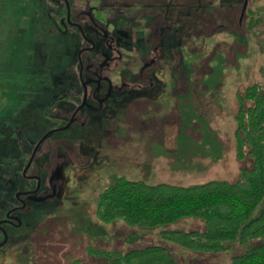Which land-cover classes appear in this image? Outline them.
Returning a JSON list of instances; mask_svg holds the SVG:
<instances>
[{
  "label": "rangeland",
  "instance_id": "1",
  "mask_svg": "<svg viewBox=\"0 0 264 264\" xmlns=\"http://www.w3.org/2000/svg\"><path fill=\"white\" fill-rule=\"evenodd\" d=\"M172 2L168 31H161L163 44L148 71L153 87L137 89L122 85L123 79L134 81L136 71L133 55L126 54L131 48L121 43L125 36H132L131 42L135 35L137 40L147 36L143 27L150 18L141 15L139 6H130L124 18L120 9H108L106 0L86 2L88 8L101 6L104 28L119 41L126 59L116 70L111 95L107 88L98 94L105 102L95 110L82 107V116L63 129L68 120L52 113H66L81 100L63 94L84 37L71 29L58 34L46 0H0V217L18 190L34 188L23 172L35 145L51 131L34 158L39 196L45 197L49 188L47 159L56 154L59 161L51 164H60L52 198L27 201L31 209L19 215L21 227L3 226L8 240L0 247V264H71L73 259L103 264L87 249L123 254L155 244L168 249L174 264H230L243 251L235 246L229 253H195L161 241L157 232L133 229L120 220L105 224L96 215L98 195L115 176L148 185L192 186L234 182L241 168L251 166L247 158L239 162L235 156V114L240 92L253 84L264 89V0ZM250 23L255 25L250 28ZM83 29L97 52L109 53L103 38L93 36L87 24ZM67 69L71 82L66 78L67 85L56 88L52 76ZM263 209L264 200L256 212ZM168 229L203 230V223L182 219Z\"/></svg>",
  "mask_w": 264,
  "mask_h": 264
},
{
  "label": "trees",
  "instance_id": "2",
  "mask_svg": "<svg viewBox=\"0 0 264 264\" xmlns=\"http://www.w3.org/2000/svg\"><path fill=\"white\" fill-rule=\"evenodd\" d=\"M172 6L168 0V15ZM234 137L237 161H251L234 182L148 185L115 176L98 195V220L105 224L120 220L133 229L157 232L161 241L195 253H229L237 246L243 251L230 264H264V209L256 212L264 200V89L256 84L237 95ZM182 219L201 221L203 230L168 229ZM87 253L103 264H174L168 249L156 244L123 254L89 248ZM71 264L89 263L73 259Z\"/></svg>",
  "mask_w": 264,
  "mask_h": 264
},
{
  "label": "flooded vegetation",
  "instance_id": "3",
  "mask_svg": "<svg viewBox=\"0 0 264 264\" xmlns=\"http://www.w3.org/2000/svg\"><path fill=\"white\" fill-rule=\"evenodd\" d=\"M87 1L88 0H46L47 4L50 7L48 11V18L54 24L53 28L58 32V34L67 33L70 29L76 30L81 32L85 40V45L77 54V67L70 70V72L72 73V75H70V78H72V82L68 78V69L65 70L63 74H58L55 77V86L59 89L65 87L63 86V84L67 85V83L64 82V80H67L66 78H68V84L69 82H71V85H67L68 88L65 89V93L63 94L66 98L68 97L67 99H70V97H75L76 99L79 97L81 98L79 103L77 105L73 104L66 113L62 111H56L52 113L55 114V117H62L64 119H67V125L70 124V126L74 122H76L79 117L82 116V107L90 106V109L95 110L105 102V100L107 99L106 97V99L102 100H100L101 98L98 97L100 90H105L107 88V97L111 95L112 89L115 87L114 81L117 79L116 70H118L119 63L126 59V57L123 56L122 50H120L119 48V41L115 40L112 35H109L104 28V21L102 19L100 10L101 6L95 9L88 8L86 7ZM106 1L108 3V9H112L115 12L120 9V17L125 18V13L127 12V10H129L128 8L130 6H139L141 8V15L144 14L146 17L150 18V24H146L143 27L146 31H148L147 36H144L142 39L137 40L135 35L133 37L135 42L127 40L132 36H125L126 40H124V38L122 37L123 41L121 45L123 47L126 46V49L131 48L130 50L126 51V54L133 55L131 64L132 68L136 71L135 76H133L135 80L128 82L126 79L124 82L123 79L122 85L124 89H137L142 84H145L148 87H153L152 80L149 76L148 71L150 67L154 66L155 64L154 56L157 48L161 44H163V41L161 40V31H165V33L168 31V24H165L166 21L168 22V0ZM158 1L160 3H158ZM232 4H230V6ZM112 17H116V15H112ZM86 24L89 26L93 36L95 35V37L97 36L104 39V48H106L109 53L96 51V44L94 43L95 41L91 38H87L85 35L83 26ZM170 25H172V23ZM133 33L135 34L134 31ZM130 43L131 47L129 46ZM132 43H137L138 46L141 45L142 49L140 51L133 50ZM155 44H157L158 46H155ZM128 61L130 62V60ZM112 75H114V80L111 77ZM76 82L78 83V85L75 84ZM76 87H78L79 89H76ZM43 101H45V99ZM88 101L93 102L94 105H90ZM49 106H52V104H50ZM67 125L63 129H65ZM15 132L19 136H21L22 133L24 134L22 130H16ZM125 137L127 136L125 135ZM45 140L46 138L44 137L40 143L35 145L32 155L30 154L31 156L29 155L27 159L25 172H23L24 178L31 181L32 184H35L34 188H30L28 186L26 188L18 190L15 202L9 203V208L5 210L4 216L0 217V247H3L8 240L6 230L3 226L7 225L13 228L21 227L19 215L30 212L31 207L28 206L27 201L35 202L42 199L44 201H47L52 198V192H55L57 190L59 182L56 180V175L59 171L58 169L60 167V164H58L55 168V163L51 164V162H53V159H55L54 161H59L57 155L54 154L53 157L47 159V163H50L51 167L49 170L51 178L49 180L48 192L45 197L39 196V193L41 192L39 169L38 166L35 165L34 158ZM19 141L21 140L19 139ZM19 144L21 147L23 146L20 142ZM63 146L68 151H70L69 143L65 142L63 143ZM48 150V154H50L51 148H49ZM75 153L76 151H74V154Z\"/></svg>",
  "mask_w": 264,
  "mask_h": 264
},
{
  "label": "water",
  "instance_id": "4",
  "mask_svg": "<svg viewBox=\"0 0 264 264\" xmlns=\"http://www.w3.org/2000/svg\"><path fill=\"white\" fill-rule=\"evenodd\" d=\"M69 126H70V124H69V125H67V127H66V128H68ZM66 128H65V129H66ZM52 132H54V131H51V132H49L47 135H49V134H50V133H52ZM47 135H46V136H47ZM46 136H45V137H46ZM42 140H43V139H42ZM40 142H41V141H40Z\"/></svg>",
  "mask_w": 264,
  "mask_h": 264
},
{
  "label": "crops",
  "instance_id": "5",
  "mask_svg": "<svg viewBox=\"0 0 264 264\" xmlns=\"http://www.w3.org/2000/svg\"><path fill=\"white\" fill-rule=\"evenodd\" d=\"M40 2H41V0H40ZM57 76V74L56 75H53L52 77H54L52 80H55V77ZM54 85H55V82L53 83ZM44 100V99H43Z\"/></svg>",
  "mask_w": 264,
  "mask_h": 264
}]
</instances>
